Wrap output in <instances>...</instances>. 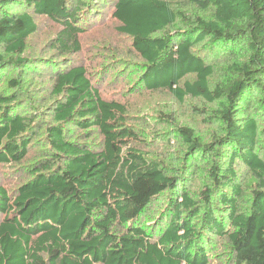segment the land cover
<instances>
[{
    "label": "trees",
    "instance_id": "16d2710c",
    "mask_svg": "<svg viewBox=\"0 0 264 264\" xmlns=\"http://www.w3.org/2000/svg\"><path fill=\"white\" fill-rule=\"evenodd\" d=\"M39 17L60 26L56 53L31 58ZM105 18L142 61L92 78L81 36ZM112 68L204 101L206 122L215 104L218 135L165 117L181 151L166 165L128 103L103 94ZM2 165L23 178L0 183V264H264V0H0Z\"/></svg>",
    "mask_w": 264,
    "mask_h": 264
},
{
    "label": "rangeland",
    "instance_id": "374dc122",
    "mask_svg": "<svg viewBox=\"0 0 264 264\" xmlns=\"http://www.w3.org/2000/svg\"><path fill=\"white\" fill-rule=\"evenodd\" d=\"M97 21L88 32L82 34L81 42L83 50L77 58L80 63L87 65L92 78H94L96 72L101 71L105 64H113L115 62L114 65L118 64L119 69H121L124 62L140 63L142 61L132 49L131 38L119 34L116 31L114 21L108 18ZM38 22L40 24L39 30L29 39L26 55L31 58L41 56L51 57L56 52L50 49V43L59 31L60 26L45 17H39ZM199 52L207 60H212V56L214 55L205 46L201 47ZM138 75L135 74L134 78H130L128 75L125 76V74L123 77H117L115 70L112 68L108 72L105 84L102 85V91L107 97L117 98L128 103L131 111L129 122L138 131L140 139L151 145L147 148L149 151L154 155L163 153L166 165L176 164L181 152L176 140L174 143L172 142L173 145H169L166 141L165 133L171 130L174 131L175 128L172 122H166V118L172 117V120L180 125L195 127L206 142L212 141L218 135L219 125L212 117L213 111L217 107L215 104H208L205 107V110L209 111V116L211 117V120L206 122L204 116L198 111L204 109V101L188 98L185 104H180L167 91L153 92L147 90L144 86L136 88L135 82ZM35 83L40 87L32 85V89H46L48 91L50 87L48 78H38ZM47 91L39 93L36 97L48 95ZM39 107L40 109L43 108V106ZM170 138L173 139L174 137L171 136ZM100 140V136L95 134L90 141L94 143ZM37 154V149H33L31 157L27 162H31ZM22 178L23 174L15 172L14 168L8 165L0 166V183L8 185L11 190L18 185ZM163 209L164 204H154L150 209V217H157ZM150 221L153 223L156 219L149 220V223Z\"/></svg>",
    "mask_w": 264,
    "mask_h": 264
}]
</instances>
